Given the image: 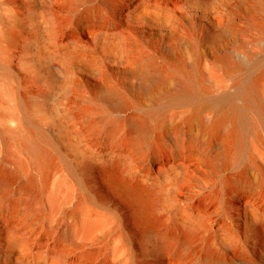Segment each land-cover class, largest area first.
Segmentation results:
<instances>
[{
  "label": "rangeland",
  "instance_id": "374dc122",
  "mask_svg": "<svg viewBox=\"0 0 264 264\" xmlns=\"http://www.w3.org/2000/svg\"><path fill=\"white\" fill-rule=\"evenodd\" d=\"M148 3L159 6L161 19L170 25L131 19L150 12L151 6H143ZM256 20L264 24L261 0H0V129L17 127L20 118L8 111L21 102L44 133L40 144L51 156L43 174L26 151L27 127L6 138L0 133V164L16 173L0 192V264H157L168 259L197 264V251L205 244L218 247L224 214L236 219L232 222L245 240L243 254L252 253L254 234L241 225V212L264 215L260 150L248 134L233 163L216 171L191 145L200 137L217 148L218 140L200 133L195 121L183 124L190 105L164 95L175 88L178 73L191 75V68L209 85L208 96L234 93L229 79L219 87L208 73L223 53L242 63L264 59V30L252 26ZM228 28L236 30L229 34ZM204 31L213 38L199 41ZM114 36L115 47L104 49L102 40ZM172 44L174 52L166 49ZM110 53L121 57L109 58ZM148 61L169 72L155 97L141 91L151 73L141 70ZM110 89L123 98L121 109L107 103ZM151 109H158L163 120L137 147L138 134L129 120ZM213 113L205 108L202 116ZM250 116L258 124L254 113ZM109 120L115 123L112 141L107 139ZM115 161L123 176L159 188L155 244L136 235L126 204L102 177V169ZM241 171L250 181L260 180L257 193L234 190L230 181ZM28 177L34 178V190L22 185ZM73 207L80 210L72 217L67 209ZM86 220L88 232L62 236L67 225L80 227ZM8 222L14 226L6 228ZM188 225L200 231L190 244L178 235ZM209 228L218 230L215 237H209Z\"/></svg>",
  "mask_w": 264,
  "mask_h": 264
},
{
  "label": "bare ground",
  "instance_id": "6f19581e",
  "mask_svg": "<svg viewBox=\"0 0 264 264\" xmlns=\"http://www.w3.org/2000/svg\"><path fill=\"white\" fill-rule=\"evenodd\" d=\"M264 3V0H261ZM144 7L149 8L150 12L136 13L132 20H146L148 23L156 24L158 26L166 27L170 24L167 23L166 18L161 19L159 10L161 8L154 4H146ZM253 8V4H251ZM146 8V10L148 9ZM148 9V10H149ZM162 20V21H161ZM252 26L264 30L262 21L256 20L252 22ZM236 30V29H234ZM232 28H228L227 32L233 33ZM200 35L199 41H204L207 38H213L210 32L204 31ZM118 36V35H117ZM180 38V36H178ZM114 37L104 38L102 44L104 49L115 47ZM187 37H181L182 42L187 41ZM162 40V39H161ZM245 39L240 38V45L244 44ZM164 43V40L161 41ZM189 43V41H188ZM176 45V44H175ZM175 45L166 49L174 52ZM212 46V43H210ZM174 46V47H173ZM165 48V47H164ZM201 53L207 56V50L202 49ZM121 55L110 53L109 58H119ZM215 63L213 68L209 71V75L213 78L215 83L221 87L226 79H229L231 85L234 87V93H228L222 90L218 96H208L209 85L193 68L191 75L185 73H178L176 79V86L170 92L165 93L164 98L172 100L179 104H188L190 109L187 111L186 117H183L184 122L189 123L195 121L198 129L201 130L203 135L210 133L218 140V147L213 148L211 143H207L200 137L193 138L191 148L198 151L203 156V160L210 162L216 171L226 169L227 165L235 159L236 155L240 152L241 146L245 140V136L250 134L254 143L260 150L262 157L260 164L264 165V59L251 57L246 62L234 61L230 58L228 53H223L214 59ZM148 69L151 73L145 75L141 84L142 93L151 94L156 96V87L161 85L169 78L168 69L163 65H156L148 61L141 70ZM154 82V84H153ZM13 96V94H12ZM140 94H136L138 98ZM239 100V103L237 102ZM110 107L114 109H121L124 106L123 98L114 89L108 90L106 99ZM18 102V101H17ZM8 111L12 116L19 117L20 121L14 129L1 130L0 133L6 138L12 134L19 133L24 126L27 127L26 151L29 153L33 161L40 167L43 174L46 173L50 163L51 156L46 149L40 144L45 140V135L39 131L30 118L25 115L26 106L21 102ZM205 108L214 109V113L210 116L203 117L202 112ZM19 112L21 114H19ZM250 112L254 113L258 119V124H255L250 116ZM205 118V120H203ZM190 121L187 122V120ZM163 120L162 113L158 109H151L143 113V115H135L130 118L129 126L138 134L139 145L148 142L150 129L159 124ZM110 121V120H109ZM109 139L114 140V122H109ZM133 146V145H132ZM54 159V158H53ZM102 177L109 186L111 192L118 195V197L126 204L128 211L126 215L132 224V229L136 235L141 239H150L154 244L158 240V227L160 226V219L155 216V208L159 205L161 194L159 188L148 184L144 185L140 182L127 178L121 173V167L117 161L103 168ZM16 176L15 172L6 170L0 164V192L5 193L9 181ZM260 180L250 181L247 174L241 171L240 175L231 179L234 190L237 192L257 193V187ZM23 187L26 189L36 188L34 178L28 177L22 182ZM21 188V187H20ZM22 190V189H21ZM78 207L67 209V214L70 216H77L79 212ZM82 216H89L88 209H81ZM243 228L253 232L255 243L254 251L252 253L244 252L245 240L239 237V232L234 226L236 222L235 217L229 214H224V221L221 230L220 241H215L218 247L215 248L209 244H205L198 252L197 264H230L226 259L234 258L237 264H264V215L256 216V214L249 211L241 212ZM90 223L85 221L82 226L74 227L72 224L61 232L62 236L67 239L78 233H86L89 230ZM14 223L8 222L6 228L13 227ZM217 229L209 228V237H215ZM199 230L194 226H187L179 233L181 242L190 244L199 235ZM61 255L62 249L55 251ZM161 257V256H160ZM162 258V257H161ZM164 259V257H163ZM157 264H162L161 260L156 261ZM79 264V263H77ZM163 264H179L175 260H166Z\"/></svg>",
  "mask_w": 264,
  "mask_h": 264
}]
</instances>
